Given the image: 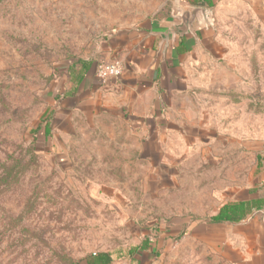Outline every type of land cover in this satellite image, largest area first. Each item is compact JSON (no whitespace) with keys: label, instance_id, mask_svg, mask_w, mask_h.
<instances>
[{"label":"rangeland","instance_id":"1","mask_svg":"<svg viewBox=\"0 0 264 264\" xmlns=\"http://www.w3.org/2000/svg\"><path fill=\"white\" fill-rule=\"evenodd\" d=\"M171 6L0 0V168L16 150L37 153L0 197V264H55L60 250L75 259L107 252L113 264H264L250 253L264 242L251 247L237 228L210 222L264 168L261 12L215 8L214 41L164 76L163 119L107 105L110 81L132 78L128 66H151L133 61V33ZM82 62L93 63L94 86L99 66L122 73L60 113Z\"/></svg>","mask_w":264,"mask_h":264},{"label":"crops","instance_id":"2","mask_svg":"<svg viewBox=\"0 0 264 264\" xmlns=\"http://www.w3.org/2000/svg\"><path fill=\"white\" fill-rule=\"evenodd\" d=\"M234 3L259 10L262 22H264V0H171L172 9L166 19L149 20L144 27L133 33L135 37L131 36L139 38V42L133 44V61L139 65L145 60L151 66H128L132 78L125 76L120 83L117 82L119 79L110 81L107 90L108 96H110L107 102L109 108L115 103L122 107H130L133 112L132 116L136 118L163 119L160 99L166 98L164 76L167 74L170 77L175 76L182 69L184 61L195 50L202 47L206 48L214 41L212 21L214 20L215 8ZM209 5L213 7H209ZM195 9L200 11L191 29L186 31L182 25V16ZM77 67L83 71V74L76 84V92L64 98L66 104L61 105L60 113L70 114L75 105L82 101L81 94L87 91L94 92L100 88L101 82L98 78L96 81L98 84L94 86L95 78L91 76V70L83 69L80 65ZM140 71L147 72L140 75ZM117 98L118 100L114 102ZM104 111L108 115L111 114V110L106 111L104 109ZM54 122L55 120L53 125ZM260 171L256 184H250L239 193L235 192L229 202H246L264 198V168H261ZM263 218L264 208L255 213L253 217L248 216L240 223L214 225L237 228L235 238L246 239L252 244L251 247H256L259 243L263 244L264 242ZM256 250L250 252L252 256L254 255V263L260 260L264 262V247L259 246Z\"/></svg>","mask_w":264,"mask_h":264},{"label":"trees","instance_id":"3","mask_svg":"<svg viewBox=\"0 0 264 264\" xmlns=\"http://www.w3.org/2000/svg\"><path fill=\"white\" fill-rule=\"evenodd\" d=\"M209 7H213L209 5ZM80 66L83 69L91 70L93 63L91 65L82 62ZM62 73V72H61ZM63 73H67V70ZM54 117L51 114H47L40 126V130H44V136L49 137L53 127ZM37 153L30 149L21 148L20 151H14L12 155L8 157L10 163L3 164L0 170V197L3 196L7 191H9L13 185L18 182L19 167L26 166L25 162H30L34 160ZM264 208V198H257L246 202H229L221 206L219 211L210 220L213 224H237L246 219L248 216H254L255 213L260 212ZM264 223V218H263ZM149 241L141 247H136L130 250V255L140 250H147L149 248ZM56 256L55 264H113L114 258L110 253L100 252L95 254H89L85 258L75 259L67 254L64 250L60 252L54 251Z\"/></svg>","mask_w":264,"mask_h":264},{"label":"built area","instance_id":"4","mask_svg":"<svg viewBox=\"0 0 264 264\" xmlns=\"http://www.w3.org/2000/svg\"><path fill=\"white\" fill-rule=\"evenodd\" d=\"M122 69L118 64L111 66H99L97 69V77L101 83L105 84L111 78H117L121 75Z\"/></svg>","mask_w":264,"mask_h":264},{"label":"water","instance_id":"5","mask_svg":"<svg viewBox=\"0 0 264 264\" xmlns=\"http://www.w3.org/2000/svg\"><path fill=\"white\" fill-rule=\"evenodd\" d=\"M199 9H195L191 12L185 13L182 16V25L186 28V31H188L189 29H191V26L197 16V14L199 13Z\"/></svg>","mask_w":264,"mask_h":264}]
</instances>
